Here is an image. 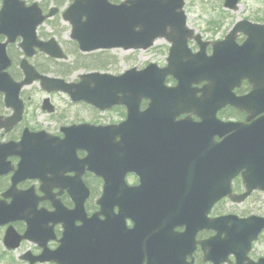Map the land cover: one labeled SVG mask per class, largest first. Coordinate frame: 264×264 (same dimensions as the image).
<instances>
[{
	"label": "water",
	"instance_id": "95a60500",
	"mask_svg": "<svg viewBox=\"0 0 264 264\" xmlns=\"http://www.w3.org/2000/svg\"><path fill=\"white\" fill-rule=\"evenodd\" d=\"M237 2L238 0H226L225 6L236 9ZM76 6L75 3L73 9ZM183 6L184 0H137L119 7L110 6L104 0H89L90 9L84 13L86 21L76 22L78 26L75 28L73 38L80 43L83 51H91L114 46H122L125 49L132 47L147 49L152 45L154 39L166 37L172 43V48L168 67L165 70L159 71L155 66H150L140 73L131 71L120 79L95 76L103 84L115 88L123 87L127 90L138 89L140 85L142 89H150L153 79L160 74L174 75L179 82L178 88L183 89L192 81L203 78L205 69L204 67L199 68L201 63L207 62L206 66L213 70L220 63L224 67H231L238 59L247 58L250 50L248 43L252 36L251 30L256 27L248 23H240L236 26L246 24L251 29L243 30L249 38L242 47L234 46V37L238 31L235 28L224 42L213 45V55L210 59L204 58L205 44H200V53L190 55L186 48V42L191 37L192 31L185 28L186 18L182 12ZM64 18L70 20L74 26L75 20L71 13H67ZM135 27L140 30L134 31ZM167 29L170 30V33H167ZM196 40L199 39L196 38ZM263 56L256 55L255 58ZM182 61L185 62V65H182ZM229 81L226 79L222 84L225 85ZM100 93L98 91L82 93L78 95L77 99H85L99 104V97L103 98ZM226 102L236 104L240 109L251 105L253 108L258 107L264 110V96L253 97L251 94L245 98L234 101L227 100ZM223 127L224 132L232 131V134H227L230 138V144H224L222 158L210 157L207 160L208 174L204 176L207 182H203L206 200L212 197H214L213 200H218L228 195L230 193V180L240 172H242L247 194L254 189L264 191V116L248 127L234 124H227ZM30 211H32L31 218L30 215L27 216V214H31ZM18 213L27 222L28 230L23 237L19 238L14 236L13 231H8L5 237V244L8 245V249L17 248L22 239H28L41 245L39 240L42 239L43 235H50L49 222L54 219L56 221L66 220L59 212L52 215L40 213L36 210L35 204L28 208L27 214L21 210H18ZM4 222L7 221L2 223ZM45 255L44 252L41 256L44 258ZM45 259L51 260L53 257L48 256ZM35 260H39V258Z\"/></svg>",
	"mask_w": 264,
	"mask_h": 264
},
{
	"label": "rangeland",
	"instance_id": "374dc122",
	"mask_svg": "<svg viewBox=\"0 0 264 264\" xmlns=\"http://www.w3.org/2000/svg\"><path fill=\"white\" fill-rule=\"evenodd\" d=\"M224 0H187L185 7V12L187 15L188 26L192 29H195L199 33H202L204 39L215 41L222 40L231 27L239 20H249V21H260L264 23V0H242L239 6V9L236 12H227L223 8ZM53 25V24H52ZM50 26V24H49ZM58 29L66 30L62 39L64 41L68 40L69 29L68 26L58 21ZM44 32H48V36L52 33V26L50 28L45 27ZM191 46V45H190ZM193 46V44H192ZM169 45L163 41H159L156 44V47L150 50L149 52H136V53H122L121 51H114L117 63L114 66L110 67L109 73L111 74H121L125 70L136 67L144 68L149 63L157 64L158 66H165L166 58L168 54ZM196 50V47L193 46V51ZM70 62L64 63L62 65H68ZM67 68L64 67V71ZM55 75L59 73H55ZM82 73L75 72L73 74L65 76L67 80H76L77 76ZM173 85V83H171ZM27 89V90H26ZM26 92L30 93V96L27 98V108L25 114V125L34 131L47 130V132L53 135H59V129L61 127L70 126L72 124H81V123H91L93 124H112L117 123L121 120L122 116L119 109H113L107 112H95L93 109L81 106L71 107L67 97L62 94H52L47 95L44 91L40 90L37 85L26 88ZM49 98L51 103L56 108H60L57 113L48 115L41 110L42 101L45 98ZM4 136L0 133V140H3ZM91 183L92 179H88ZM26 183V182H25ZM30 186L38 188L37 182L28 183ZM25 184L26 187H28ZM92 185V184H91ZM9 186V180L5 178L0 179V196ZM94 192L97 190V185L92 186ZM257 200L260 203H257L253 206V209H260L264 214V197L262 195H256ZM1 198V197H0ZM251 201V200H250ZM43 206L49 208L47 203H43ZM246 207L249 210V204ZM239 209V208H237ZM259 212V211H255ZM23 226H18V230L22 231ZM4 231H0V264H17L19 261L20 255L25 251L31 250L35 251V247L32 244L25 243L21 249H18L15 252H6L2 247V237ZM261 250L264 248L261 246Z\"/></svg>",
	"mask_w": 264,
	"mask_h": 264
},
{
	"label": "flooded vegetation",
	"instance_id": "af4514ba",
	"mask_svg": "<svg viewBox=\"0 0 264 264\" xmlns=\"http://www.w3.org/2000/svg\"><path fill=\"white\" fill-rule=\"evenodd\" d=\"M224 118H228L229 120H234V121H242L244 120V115L239 114L235 111L232 110H225L224 111ZM138 200V197H133L131 200V204L134 206H137L135 202ZM143 206L147 205V202L145 200H142ZM220 210L221 207H218ZM222 213H219L217 216L221 215ZM100 221H105L104 218H100ZM126 226L128 229L133 227V222L131 219H126ZM107 227H98L96 228L97 232L94 233V236L96 235H106ZM110 230L111 227H108ZM113 233L108 234L109 236L113 237V242L112 243H107L103 241H98L97 246L100 254L96 258V263L97 264H147V260H149V264H165L164 258H163V250L162 248H154L149 251V253H144V255L135 253L132 257V259L126 258V256L123 255V251L127 247V242L125 240L124 234L126 232V229L122 230L121 229H112ZM185 231V228H179L177 227L175 229V232L182 233ZM58 232V230H57ZM213 235L212 232H208L206 230H199L195 234V241L201 242L205 241L206 239L210 238ZM60 235L56 233V238L58 240L53 241L49 244L50 249H55L58 248L59 246V239ZM256 245V244H255ZM255 245L252 246L251 250L246 254V258H242L240 255L245 251V244L241 243L238 244V251L237 255H230L229 256V263L228 264H247L249 261L251 262H256L259 259L264 257V254L258 255L255 251ZM177 244L171 245L170 247H164L165 250L170 251V248H178ZM196 249H192V246L190 244H185L183 247L184 250L180 251L177 256V262H172L169 261L166 264H212L209 262H206L204 259V253L201 251L199 246H194ZM35 252V251H34ZM32 252L34 255H37L39 251L36 250V253ZM146 255V256H145ZM85 261L82 260L81 264H84ZM20 264H26L21 262ZM49 264V263H48ZM227 264V263H226Z\"/></svg>",
	"mask_w": 264,
	"mask_h": 264
},
{
	"label": "bare ground",
	"instance_id": "6f19581e",
	"mask_svg": "<svg viewBox=\"0 0 264 264\" xmlns=\"http://www.w3.org/2000/svg\"><path fill=\"white\" fill-rule=\"evenodd\" d=\"M180 94L182 95H185L187 97V95H189V93L187 91H181ZM179 94V95H180ZM188 99V98H187ZM175 98H170L168 101H169V104H172L173 102H175ZM186 100V99H184ZM189 100V99H188ZM186 102V101H185ZM184 109L182 106L180 105H177L174 109V112L176 111H180ZM199 136V131H192L191 133L187 134L186 137H189L191 138L192 140L194 139H197ZM169 164H172V163H168ZM161 174L163 175L164 172L162 171ZM197 202H195L193 199H187V198H183V199H180L179 200V210L182 212V211H186L188 208H191V207H196L197 206ZM99 238L97 236H94L92 235V240H98ZM178 246V245H177ZM87 251L85 250H80V253L82 254H86ZM99 255H93L91 256V259L96 261V258L98 257ZM146 256V255H145ZM141 264V263H140ZM147 264H149V260H147Z\"/></svg>",
	"mask_w": 264,
	"mask_h": 264
}]
</instances>
